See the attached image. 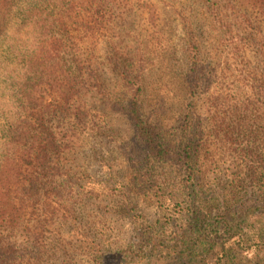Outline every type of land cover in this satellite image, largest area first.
<instances>
[{
    "label": "trees",
    "instance_id": "16d2710c",
    "mask_svg": "<svg viewBox=\"0 0 264 264\" xmlns=\"http://www.w3.org/2000/svg\"><path fill=\"white\" fill-rule=\"evenodd\" d=\"M201 2L223 21L220 0ZM20 3L0 0V8L7 20L38 17L43 48L28 61L30 75L20 93L23 118L6 131L10 144L0 153V264L38 263L45 225L31 217L72 216L63 201L62 163L74 136L59 137L50 121L54 116H61L57 124H71L82 115L86 119V102L96 101L124 114L145 146L143 157L131 165L137 192H153L160 205L179 206L175 219L163 225L145 224L136 215L143 257L158 259L164 252L179 264H244L248 250H264V113L259 110L264 104L213 102L219 99L214 97L206 115L192 106L169 128L143 111L144 102H158L149 99L150 63L144 49L115 40L116 22L144 0H29L26 11ZM256 29L255 36L264 37ZM131 31L120 36L127 38ZM102 43L108 47L105 58L116 77L114 86L101 72ZM198 61L187 62L190 94L200 85V73L194 75ZM99 114L102 122L94 130L107 134L109 122ZM126 201L131 204L133 196ZM27 214L25 221L19 219ZM4 227L20 228L29 245L5 244Z\"/></svg>",
    "mask_w": 264,
    "mask_h": 264
},
{
    "label": "rangeland",
    "instance_id": "374dc122",
    "mask_svg": "<svg viewBox=\"0 0 264 264\" xmlns=\"http://www.w3.org/2000/svg\"><path fill=\"white\" fill-rule=\"evenodd\" d=\"M220 3L223 21L215 19L201 0H144L140 7H128L127 16L116 22V43L142 47L150 63L149 99L158 102H144L146 117L170 128L192 106L206 115L214 97L219 99L213 102L264 104V37L255 36L257 26L264 36V0ZM2 11L0 29L7 22ZM127 29L131 35L121 37ZM107 51L102 43L98 52L101 72L114 86L116 77L108 67ZM189 59H198L200 65L194 72L200 73V85L191 94L185 83ZM86 106L90 108L86 119L82 115L71 124L63 120L57 124L61 116H54L50 121L58 126L59 137L74 136L62 163L63 201L73 214L31 217L45 225L37 264H179L164 252L158 259L143 257L137 244V214L145 224L159 221L163 225L174 220L179 210L169 201L160 205L153 192L138 193L134 187L131 165L145 154L144 144L124 114L107 108L105 102H86ZM99 111L109 122L107 134L94 130L102 122ZM128 194L133 196L131 204H126ZM28 216L19 219L25 221ZM3 233L5 244L29 245L20 228L4 227ZM243 260L244 264H264V250H248Z\"/></svg>",
    "mask_w": 264,
    "mask_h": 264
},
{
    "label": "clouds",
    "instance_id": "9594fccd",
    "mask_svg": "<svg viewBox=\"0 0 264 264\" xmlns=\"http://www.w3.org/2000/svg\"><path fill=\"white\" fill-rule=\"evenodd\" d=\"M20 8L26 11L29 0H21ZM42 48L43 33L38 17L25 20L13 16L0 29V153L10 144L6 131L23 118L20 89L30 75L28 61L38 56Z\"/></svg>",
    "mask_w": 264,
    "mask_h": 264
}]
</instances>
